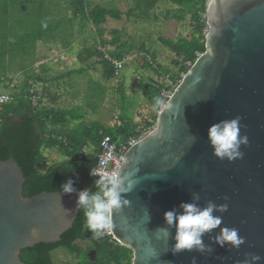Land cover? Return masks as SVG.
<instances>
[{"label":"water","instance_id":"95a60500","mask_svg":"<svg viewBox=\"0 0 264 264\" xmlns=\"http://www.w3.org/2000/svg\"><path fill=\"white\" fill-rule=\"evenodd\" d=\"M206 15L205 52L168 99L171 108H162L153 129L126 152L115 178L130 203L114 214L109 232L132 250L131 264H191L193 257L196 264H241L247 254L264 264V0H208ZM237 116L248 137L243 158L217 159L208 130ZM25 182L13 156L0 160V264H27L23 250L60 242L79 215L76 193L25 197ZM194 192L201 207L228 205L220 227L239 230L245 243L238 250L212 242L219 228L203 237L211 253L173 255L171 237L155 240L154 231L166 226L164 213L179 211Z\"/></svg>","mask_w":264,"mask_h":264},{"label":"trees","instance_id":"16d2710c","mask_svg":"<svg viewBox=\"0 0 264 264\" xmlns=\"http://www.w3.org/2000/svg\"><path fill=\"white\" fill-rule=\"evenodd\" d=\"M63 1L68 5V13L66 10L64 14L66 16L69 15L71 22L81 17V21L84 24L90 21L95 27H100L107 22L108 17L114 20H121L124 15L128 19L135 18L138 21H151L153 9L162 0H133V7L129 8L126 13L117 8L111 9L101 4L92 6L88 3V0ZM169 1L177 8L167 11L165 20L181 22L190 14L191 24L194 29L187 37H181L177 41L166 38V41H164V44L176 55L177 59L173 61V64L177 72L172 71V68L168 66L160 64L157 61V53L155 51H147L144 44L141 46V50L151 57L150 61L146 56H143L145 66L155 69L158 74L160 71H164L173 79L181 80V77H178L179 72L189 70L196 62L198 56L206 50L208 24L206 18L204 19V15L206 14L208 0ZM12 3L28 4L31 3V0H14ZM38 3H44V1L35 0L34 6L37 10L33 11L34 15L38 14L41 9ZM2 10L3 12L0 13L6 15L9 12L10 14L16 12L10 5ZM22 11L27 12L25 5L21 6L17 12ZM41 12L42 14L39 16L40 22L45 16L43 15L44 11L41 10ZM27 13L33 16V13ZM66 16L56 25L50 21L38 23L39 28L37 31L30 34L24 33L25 43L30 40L36 42V38L49 41V39L54 38L55 30L61 26H65L62 34V36H65L68 21ZM153 16L155 20L159 19L157 15ZM112 34L113 39L111 41L102 39L101 43L113 46V50L107 51L113 58L126 59L132 52L133 45L129 41L123 40L124 34H122V31L114 30ZM5 37L7 38L6 33L2 34V38ZM4 51L6 52V48L0 49V54L4 53ZM97 54L102 56L103 79L113 80L115 78V68L105 58L104 52L96 48H85L80 52L79 60L82 64H85ZM186 63H190V66L186 67ZM86 69L82 67L80 70L59 73L55 79H47V81L43 77H38L37 79L28 78L22 89L13 93L10 101L0 108V160H6L13 156L19 163L26 178L23 187V195L25 197H32L42 192H60V186L69 179L74 181L73 186L77 190L90 189V191H95L94 181L99 178L92 175V171L98 163V154L103 138L109 135L116 140L127 141L140 135L141 131L155 126L157 112L152 119L146 120L143 125L134 124L132 120H127V122L122 121L115 128H108L99 122H88L85 120L86 114L82 111V107H80V110H71L44 106V92H38L35 89L34 93L39 96V100L37 105H33L32 97L34 94L31 93V90L35 88L33 83L36 81H59L74 74H83ZM5 81V77L0 75V87L8 89L9 85ZM164 87L158 82H153L145 88L144 95L153 104L155 97H162V89ZM77 121L81 122L78 125L79 127L69 130L68 126L70 123ZM47 149L58 150L65 157V160L46 167L44 151ZM87 231L84 210L79 208V215L73 227L62 235L60 242L56 244L41 243L32 248H27L22 251L21 259L27 264H55L52 253L60 248H65L72 255L81 258L80 264H101V260L106 257H109L111 262H115V264H125L126 262L131 264L132 250L118 244L117 241H111L106 235H104L106 241L101 244L98 253L95 255V260L89 257L88 249L78 243L81 240H88L86 238Z\"/></svg>","mask_w":264,"mask_h":264},{"label":"rangeland","instance_id":"374dc122","mask_svg":"<svg viewBox=\"0 0 264 264\" xmlns=\"http://www.w3.org/2000/svg\"><path fill=\"white\" fill-rule=\"evenodd\" d=\"M12 2L14 0H8V2L7 0H0V12H3L2 9L9 5L15 9L14 11H19L23 5L27 7V12L30 13H33L36 9L34 6L35 0H31V3L28 4ZM52 3L57 4V6H52L55 12L61 15L66 12L68 5L65 1L53 0ZM45 4L47 8L51 7L49 0H46ZM89 4L92 6L101 4L111 9H120L123 13H126L129 8L133 7L134 1L89 0ZM176 8L171 1L162 0L153 9L151 21L128 19L124 15L121 20L108 17L107 22L100 27H95L90 21L84 24V22H81V17H79L72 25L74 29L73 42L69 45L66 44L65 41L70 40V37L66 34L61 39L63 44L59 42L60 44L52 46V48L37 38L36 42L30 40L25 43L24 33L30 34L39 28L36 16H27L29 21L26 22H23V19L20 18L18 23L10 25V12L8 15L0 13V49L6 48V52L0 54V75L5 77V82L9 85L8 89L1 86L0 92L8 93L11 99V95L19 92L28 78L45 77V81H47L51 77L50 80L55 79L59 73L85 67L87 69L83 74H74L66 79L53 80L54 82L36 81L33 83L35 85L33 89L44 92L43 105L71 110H80V107H82V111L86 114V121L99 122L108 128H115L122 121L127 122V120H132L134 124L143 125L146 120L152 119L151 113L153 111L152 104L144 95L145 88L153 82L164 83V78L155 69L145 66L143 56H146L150 61L151 57L141 50V46L144 44L147 51H155L157 61L160 64L177 72L173 64V61L177 59L176 55L164 44V41H166V38L177 41L181 37L189 36L194 29L190 14L181 22L165 20L166 12ZM39 13L42 14L41 11ZM22 15H25V13H22ZM153 15H157L159 19L155 20ZM48 16L53 20L56 15L49 12ZM14 22L16 21L14 20ZM64 27L59 28L64 29ZM13 29L15 31L12 34L10 31ZM114 30L122 31V34H124L123 40L129 41L133 45V50L126 57L127 63L120 75L115 76L113 80H106L102 76V56L100 54H97L85 64L79 62L77 55L83 47L87 46L96 49L99 46L104 48L106 52L113 50V46L103 45L101 40L111 41L113 39L112 31ZM55 31L57 33L60 30ZM4 33H6L7 38H2ZM13 35H16V40H12ZM80 123V121L72 122L68 129L73 130ZM44 157L46 167L65 160V157L56 149L45 150ZM78 243L82 247L88 245L87 241ZM52 256L55 264H80L81 260L65 248L54 251ZM101 264H115V262H111L110 258L106 257L101 260Z\"/></svg>","mask_w":264,"mask_h":264},{"label":"clouds","instance_id":"9594fccd","mask_svg":"<svg viewBox=\"0 0 264 264\" xmlns=\"http://www.w3.org/2000/svg\"><path fill=\"white\" fill-rule=\"evenodd\" d=\"M208 30H206V35ZM182 71L185 72V75L188 72V70ZM162 108L170 109L171 105L162 97H155L152 110L157 111L158 115ZM240 119L237 116L231 120H221L209 128V146L213 150V156L217 159H226L232 162L243 158V152L240 149L241 146L247 147L248 137L240 134ZM195 139L196 137L193 136V142H195ZM73 184V180H67L60 186L61 191L59 194L61 197L73 193L77 194L76 208L84 210L86 227L92 233L93 239H101L106 232L116 227L114 214H118L123 208L129 206V200L125 199L122 194L125 191L122 188L123 181L120 179L108 181L97 179L94 181L95 191L77 190ZM127 191H131V187ZM225 199L227 198L225 197ZM199 200V193L194 192L192 193V201L181 203L179 211L174 208L165 212L164 222L166 226L158 227L154 231L155 240L167 242L171 237L174 241L171 248L173 255L185 251H196L201 254L211 253L214 249L204 243L203 237L219 228V233L213 238L212 242L220 248L228 245L231 249L238 250L245 243L244 238L239 235V230L220 227L222 214L227 212L228 205L226 203L217 205L212 201H208L204 207H201ZM214 213H220L221 215H215ZM173 228L175 229L174 236L170 232ZM151 251L153 254L155 253L154 249H151ZM260 260L259 255L247 254L241 264H259ZM191 264H196L195 257H193Z\"/></svg>","mask_w":264,"mask_h":264},{"label":"built area","instance_id":"2783aa9c","mask_svg":"<svg viewBox=\"0 0 264 264\" xmlns=\"http://www.w3.org/2000/svg\"><path fill=\"white\" fill-rule=\"evenodd\" d=\"M206 15H204V19ZM98 50L105 53V58L114 66L115 68V76H119L121 71L124 69L125 64L127 63V59H117L110 56L104 48L98 46ZM186 67L190 66V63H186ZM160 76L164 78L162 89V97L167 102L171 97L175 87L179 84L180 80L173 79L168 73L164 71H160ZM185 76V72H179L178 77L183 78ZM175 77V76H174ZM34 89L31 90V93L34 94L32 97L33 105H37L39 96L35 95ZM10 101V96L8 93H0V108L2 105L8 103ZM149 130L141 131L140 135H137L127 141L116 140L111 136H105L100 144V152L98 154V163L96 167L92 171V175L98 177L100 180H115L118 170L121 167L124 156L126 152L137 143L140 139L146 136L149 133ZM106 236L110 238L111 241H116L112 238L110 232L105 233Z\"/></svg>","mask_w":264,"mask_h":264},{"label":"crops","instance_id":"0c3cea01","mask_svg":"<svg viewBox=\"0 0 264 264\" xmlns=\"http://www.w3.org/2000/svg\"><path fill=\"white\" fill-rule=\"evenodd\" d=\"M38 1H40V2H42V1H44V3H38L39 4V6H41V9H40V11L41 10H43L44 11V14L43 15H45V16H43V20H42V22L43 23H45V22H48V21H50V22H52V23H54L55 25H56V23H58L64 16H66L64 13H62V15L61 14H59V13H57V12H55L54 10H53V8H52V6H57V4H53L52 3V1L53 0H49L50 2H51V7L50 8H47L46 7V0H38ZM88 3H89V0H88ZM105 6V5H104ZM66 10H67V13H68V6L66 7ZM120 10V9H119ZM122 11V10H121ZM49 12H53V13H55V18H53V20H51L50 18H48L49 16H48V13ZM22 13H25V15H22ZM70 13V12H69ZM21 15V16H20ZM41 14L40 13H38V14H36V15H34V13H33V16H36L37 18H38V23H42V22H40V20H39V16H40ZM28 16V17H30V16H32V15H29L27 12H25V11H22V12H20V13H18L17 11L15 12V13H11L10 14V25H15L16 23H18L19 21H18V19H20V18H22L23 19V22H26V21H29V19H28V17L26 18V17ZM67 18H68V21H67V26H66V28H67V31H66V33L65 34H67V35H69V37H70V40L69 41H65L66 42V44H71L72 42H73V32H74V29H73V24H75V22L78 20V18L77 19H75L74 20V22H71L70 20H71V18H69V15L68 16H66ZM13 18H14V20L16 21V22H14V20H13ZM82 22V21H81ZM59 30L60 31H58L56 34H55V36H54V38H51V39H49V42L48 43H46L47 41L46 40H40L41 42H43L45 45H49V47L50 48H52V46H55V45H57V44H60L59 42H61L62 44H63V41H61V39H63V37L64 36H62V34H63V29H61V28H59ZM15 30L13 29V30H11L10 32L13 34V32H14ZM57 36H59L58 37V40H57ZM12 40H16V35H13V37H12ZM85 48H89V46H87V47H83L81 50H83V49H85ZM80 50V51H81ZM79 51V52H80ZM79 55H80V53H78V55H77V57H79ZM78 60H79V58H78ZM79 62L80 63H82L80 60H79ZM76 70H80V69H76ZM45 78V77H44ZM48 78V77H47ZM52 78V77H51ZM51 78H48V79H51ZM156 112L157 111H152V113H151V115H152V118L156 115ZM133 122V121H132Z\"/></svg>","mask_w":264,"mask_h":264},{"label":"flooded vegetation","instance_id":"af4514ba","mask_svg":"<svg viewBox=\"0 0 264 264\" xmlns=\"http://www.w3.org/2000/svg\"><path fill=\"white\" fill-rule=\"evenodd\" d=\"M86 238L88 240H81L79 242H88V245L85 246L84 248L88 249V256L91 258H96L94 254L98 253V250L101 246V244L104 243L105 240V236L102 237L101 239H93L92 238V233L88 230L86 233Z\"/></svg>","mask_w":264,"mask_h":264}]
</instances>
